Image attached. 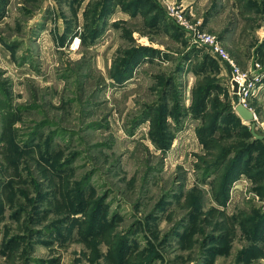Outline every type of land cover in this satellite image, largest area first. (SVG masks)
<instances>
[{
  "label": "rangeland",
  "instance_id": "1",
  "mask_svg": "<svg viewBox=\"0 0 264 264\" xmlns=\"http://www.w3.org/2000/svg\"><path fill=\"white\" fill-rule=\"evenodd\" d=\"M0 264H264V0H0Z\"/></svg>",
  "mask_w": 264,
  "mask_h": 264
},
{
  "label": "built area",
  "instance_id": "2",
  "mask_svg": "<svg viewBox=\"0 0 264 264\" xmlns=\"http://www.w3.org/2000/svg\"><path fill=\"white\" fill-rule=\"evenodd\" d=\"M193 38L197 39L198 41L202 42L203 44L207 45L210 51L214 56L221 60L226 66L230 68V85L232 90H234V81L238 83V91L235 92L238 96L241 97V100L245 101L247 92H249L250 84L246 81V74L243 72L240 67L234 62L231 58L230 54L225 50L221 44L219 43L218 39L215 35L210 34L208 32H203L199 30L193 31ZM245 106L246 103H242ZM248 107V106H247ZM249 108V107H248ZM256 115V114H255ZM244 180V179H242Z\"/></svg>",
  "mask_w": 264,
  "mask_h": 264
},
{
  "label": "water",
  "instance_id": "3",
  "mask_svg": "<svg viewBox=\"0 0 264 264\" xmlns=\"http://www.w3.org/2000/svg\"><path fill=\"white\" fill-rule=\"evenodd\" d=\"M230 70V68H229ZM234 83V91L237 92L238 91V83L236 81L233 82ZM236 111L238 112V114L244 118L245 120H254L256 115L253 112V110H251L250 108H248L247 106H245L242 103L237 104L236 106ZM255 127H256V123L253 122L252 123V133L256 136V137H262L261 135H258L255 131Z\"/></svg>",
  "mask_w": 264,
  "mask_h": 264
},
{
  "label": "bare ground",
  "instance_id": "4",
  "mask_svg": "<svg viewBox=\"0 0 264 264\" xmlns=\"http://www.w3.org/2000/svg\"><path fill=\"white\" fill-rule=\"evenodd\" d=\"M79 43H80V39L79 38H76V42H75L76 46H78Z\"/></svg>",
  "mask_w": 264,
  "mask_h": 264
},
{
  "label": "crops",
  "instance_id": "5",
  "mask_svg": "<svg viewBox=\"0 0 264 264\" xmlns=\"http://www.w3.org/2000/svg\"><path fill=\"white\" fill-rule=\"evenodd\" d=\"M228 72H229V74H230V70H229V68H228ZM230 77V76H229Z\"/></svg>",
  "mask_w": 264,
  "mask_h": 264
},
{
  "label": "trees",
  "instance_id": "6",
  "mask_svg": "<svg viewBox=\"0 0 264 264\" xmlns=\"http://www.w3.org/2000/svg\"><path fill=\"white\" fill-rule=\"evenodd\" d=\"M215 165H218V163H217V164H215Z\"/></svg>",
  "mask_w": 264,
  "mask_h": 264
}]
</instances>
